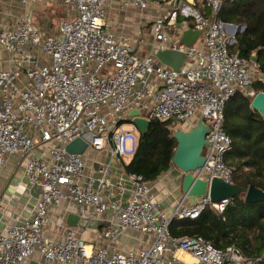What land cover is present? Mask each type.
<instances>
[{
  "label": "built area",
  "instance_id": "1",
  "mask_svg": "<svg viewBox=\"0 0 264 264\" xmlns=\"http://www.w3.org/2000/svg\"><path fill=\"white\" fill-rule=\"evenodd\" d=\"M41 1L20 0L25 8ZM110 1L63 0L74 15L62 20L53 35H45L27 16L12 29L0 27V46L11 64L0 72V169L9 157H28L25 176L41 188L34 216L0 233V264H30L35 256L42 264H259L261 259L247 257L235 245L218 249L203 238H176L170 232L175 219L196 220L208 207L222 214L229 200L211 204L206 197L189 207L182 201L168 215L142 176L128 175L125 202L117 198L124 186L109 179L111 161L136 153L140 133L129 114L138 111L143 120L172 122L184 132L203 118L212 129L205 164L195 175L233 184V168L226 161L232 140L223 130L225 106L239 93L253 100L258 93L252 85L264 79L257 64L234 51L236 36L246 28L217 18L224 0H178L151 29L157 52L187 56L185 66L174 71L155 54L140 56L131 39L115 35L108 19ZM172 1L118 0L122 12L161 10ZM197 3L212 17L201 13ZM179 24L183 29L193 24L201 32L192 46L181 43ZM123 124L132 130L124 132ZM76 140L87 145L83 155L67 151ZM45 146L50 150L40 152ZM91 153H106L110 160L99 163L94 174L87 173ZM65 203L76 206L86 226L56 225L60 238L52 239L49 210ZM107 215L117 223L93 233L89 225ZM129 230L146 236L149 246L118 250L115 244Z\"/></svg>",
  "mask_w": 264,
  "mask_h": 264
},
{
  "label": "trees",
  "instance_id": "2",
  "mask_svg": "<svg viewBox=\"0 0 264 264\" xmlns=\"http://www.w3.org/2000/svg\"><path fill=\"white\" fill-rule=\"evenodd\" d=\"M217 18L246 28L236 36L234 51L248 61L256 54L264 78V0H224ZM252 89L264 93V79L256 80ZM251 102L239 93L225 106L223 130L232 140L226 161L233 168L234 185L242 189L254 186L264 192V120L250 108ZM173 125L151 122L126 166L128 174L152 183L170 170L177 148L170 129ZM170 232L176 238H203L218 249L235 245L264 264V203H247L243 193L229 200L222 214L208 207L196 220L175 219Z\"/></svg>",
  "mask_w": 264,
  "mask_h": 264
},
{
  "label": "crops",
  "instance_id": "3",
  "mask_svg": "<svg viewBox=\"0 0 264 264\" xmlns=\"http://www.w3.org/2000/svg\"><path fill=\"white\" fill-rule=\"evenodd\" d=\"M45 0H42L40 5ZM155 1V0H151ZM36 5V6H38ZM33 6V7H36ZM172 8L169 4L165 8L158 10L150 7L146 12H139L130 10L122 12L119 8L118 0H112L107 6L108 19L111 22L112 30L117 37H127L133 41L137 53L144 57L149 54H156L157 48L153 41L152 34H148V30L152 29L153 22L158 15H163L165 10ZM196 8L201 11L206 17H212L209 10H206L199 3ZM25 8L20 0H4L0 3V27L12 29L22 15ZM29 15H27L28 17ZM184 20L181 22L183 23ZM33 23V19H31ZM150 25V26H149ZM45 35L57 34L49 33V31L41 29ZM152 31V30H151ZM9 55L0 46V72L10 68ZM1 99V98H0ZM1 102V100H0ZM50 149L45 146L40 149V152H48ZM38 151V150H37ZM39 153V151H38ZM40 154V153H39ZM88 174L97 172L98 164L102 162H109L106 153H91L89 156ZM125 161L113 160L111 161L112 174L109 179L112 183L124 186L125 193L119 195L123 202L129 198L130 183L128 182V173L126 166L130 164L131 160ZM28 157L13 156L7 159L4 167L0 169V233L6 231L10 226L16 222L23 220H30L36 210V205L40 197V189L30 184L25 176L26 164ZM93 161V162H92ZM95 163L93 166L92 164ZM184 174L178 170L174 165L170 170L151 183L152 193L154 199L161 206V209L166 214L170 215L175 212L178 206L184 201L183 206L189 207L200 202V199L187 197L183 193ZM108 194V191H106ZM52 224L48 231V237L52 239H59L60 235L55 234L56 225H67V217L70 214H76V206L73 203H65L58 208H51L49 210ZM117 223L111 215H107L103 220L93 223L90 228L93 233L98 232L104 226H113ZM96 227V228H95ZM95 236V235H94ZM94 238V237H93ZM150 240L139 232L127 231L125 232L115 244L120 251L136 250L146 248L150 244ZM39 264H42L40 259Z\"/></svg>",
  "mask_w": 264,
  "mask_h": 264
},
{
  "label": "water",
  "instance_id": "4",
  "mask_svg": "<svg viewBox=\"0 0 264 264\" xmlns=\"http://www.w3.org/2000/svg\"><path fill=\"white\" fill-rule=\"evenodd\" d=\"M178 0L169 3L171 7H176ZM28 21L30 17L28 16ZM31 22V21H30ZM178 28L182 30L181 43L186 46H192L201 36V32L194 30V25L189 24L187 29H183V24ZM62 41L63 37H59ZM157 60L164 66L174 71H180L188 62L185 54L176 51H158L155 54ZM251 61L258 63L257 55L254 54ZM250 108L257 112L264 120V93H258L252 100ZM129 116L133 118L130 122L140 133L144 135L150 128L151 123L139 117L138 111H132ZM212 129L211 125L204 122L203 118L197 121V124L188 132L176 130L172 133L174 140L177 142L175 154L172 157V165L184 174L183 193L187 197L203 199L208 197L211 204H218L226 200H231L240 194H245V201L250 204L264 203V192L251 186L248 189H242L234 184H227L219 179L198 178L195 174L203 168L205 157L204 149L209 147L207 136ZM87 150V145L76 140L67 147V151L74 155H83ZM39 188V187H38ZM40 192H41V188ZM67 226L82 227L86 223L81 221L76 214H70L67 217ZM96 223V222H95ZM90 228L93 225H89ZM264 259V255H263Z\"/></svg>",
  "mask_w": 264,
  "mask_h": 264
},
{
  "label": "rangeland",
  "instance_id": "5",
  "mask_svg": "<svg viewBox=\"0 0 264 264\" xmlns=\"http://www.w3.org/2000/svg\"><path fill=\"white\" fill-rule=\"evenodd\" d=\"M27 15H29L30 21L31 19H33L32 24L40 31H42L41 29L43 28L44 30L49 31V33H55V31L58 30L60 22L62 20L73 17L74 12L69 8L67 4L63 2V0H45L36 7H30L28 10H23L22 15H20L19 17ZM185 23H188V21H185ZM150 33L151 30H148L149 36ZM195 121L196 119L194 120V123ZM170 129L172 133L176 131L174 125L171 126ZM122 130L124 132L131 131L132 126L130 124H123ZM228 163L230 164V162ZM30 264H39L38 257H33V259L30 261Z\"/></svg>",
  "mask_w": 264,
  "mask_h": 264
}]
</instances>
